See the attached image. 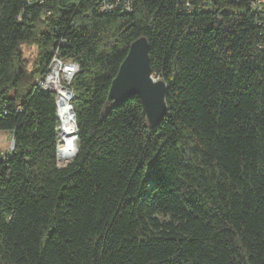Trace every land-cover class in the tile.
Segmentation results:
<instances>
[{
  "label": "trees",
  "instance_id": "obj_1",
  "mask_svg": "<svg viewBox=\"0 0 264 264\" xmlns=\"http://www.w3.org/2000/svg\"><path fill=\"white\" fill-rule=\"evenodd\" d=\"M50 13V15H48ZM145 37L167 112L107 100ZM60 38L80 66L77 154L56 152L36 78ZM36 48L32 67L23 47ZM0 264H264V10L243 0H0Z\"/></svg>",
  "mask_w": 264,
  "mask_h": 264
},
{
  "label": "water",
  "instance_id": "obj_2",
  "mask_svg": "<svg viewBox=\"0 0 264 264\" xmlns=\"http://www.w3.org/2000/svg\"><path fill=\"white\" fill-rule=\"evenodd\" d=\"M165 94V82L155 77L151 72L147 40L145 37H140L130 44L125 58L111 81L107 100L117 108L121 107L129 97H138L148 125L154 128L162 122L167 112ZM73 96L74 94L71 92V99ZM69 106L75 122L71 103ZM75 129L77 139L76 122ZM76 154L77 147L75 156Z\"/></svg>",
  "mask_w": 264,
  "mask_h": 264
},
{
  "label": "built area",
  "instance_id": "obj_3",
  "mask_svg": "<svg viewBox=\"0 0 264 264\" xmlns=\"http://www.w3.org/2000/svg\"><path fill=\"white\" fill-rule=\"evenodd\" d=\"M248 9L252 12L264 10V0H243ZM132 0H97V11L102 14L110 12H131ZM50 15V13H48ZM69 45V42L65 38L58 40L57 46L52 52L49 59L46 71L41 77L36 78L35 85L40 88L43 92H54L56 94L55 107H56V135L58 139L57 148L62 141V132L67 118L61 114L59 106V90L65 89L68 94L69 101L71 100V88L70 84L72 79L80 72V66L68 58L64 57L60 51V47ZM158 78V77H157ZM71 91V92H70ZM75 127V123H74ZM76 131V129H75ZM1 133V132H0ZM9 133V132H2ZM10 143L4 148V155L12 152L14 148L13 136L10 134ZM8 141V142H9Z\"/></svg>",
  "mask_w": 264,
  "mask_h": 264
},
{
  "label": "bare ground",
  "instance_id": "obj_4",
  "mask_svg": "<svg viewBox=\"0 0 264 264\" xmlns=\"http://www.w3.org/2000/svg\"><path fill=\"white\" fill-rule=\"evenodd\" d=\"M68 94L65 89L59 90V106L63 116H65L68 122H65L62 132V144L58 148V154L65 157H72L76 153L77 139L75 137L76 131L74 127V117L71 113L69 106Z\"/></svg>",
  "mask_w": 264,
  "mask_h": 264
},
{
  "label": "rangeland",
  "instance_id": "obj_5",
  "mask_svg": "<svg viewBox=\"0 0 264 264\" xmlns=\"http://www.w3.org/2000/svg\"><path fill=\"white\" fill-rule=\"evenodd\" d=\"M23 52H24V56L29 60V67H32V65L34 64L35 57L37 55L36 48L24 46L23 47ZM9 139H10V133H2V132L0 133V150L1 151H4V148H6L7 145H9V143H10ZM62 141L60 142L59 146L62 144ZM59 146H58V148H59ZM58 148H57V150H58ZM57 155L60 156V157L62 156V155H59L58 154V151L56 152V162H57V166H59V167L66 166V165H60L58 163ZM74 156H72V157H66V158L72 159ZM62 157H65V156H62Z\"/></svg>",
  "mask_w": 264,
  "mask_h": 264
}]
</instances>
